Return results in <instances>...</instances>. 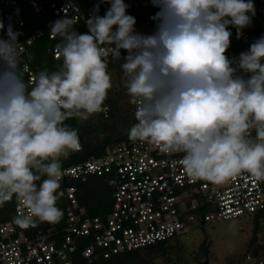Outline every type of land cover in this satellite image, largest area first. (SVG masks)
Returning a JSON list of instances; mask_svg holds the SVG:
<instances>
[{
  "label": "clouds",
  "instance_id": "9594fccd",
  "mask_svg": "<svg viewBox=\"0 0 264 264\" xmlns=\"http://www.w3.org/2000/svg\"><path fill=\"white\" fill-rule=\"evenodd\" d=\"M105 2L103 16L97 4L87 19V33L66 13L50 23L62 64L28 82L21 33L9 25L0 37V205L15 196L20 228L62 218V159L81 149L78 131L64 122L104 111L113 86L107 57L119 59L122 49L123 84L136 106L130 141L183 153L179 163L193 181L223 185L243 173L264 181V35L238 58L226 55L229 26L239 39L252 23V0H150L159 11L147 35L136 31L125 0Z\"/></svg>",
  "mask_w": 264,
  "mask_h": 264
},
{
  "label": "built area",
  "instance_id": "2783aa9c",
  "mask_svg": "<svg viewBox=\"0 0 264 264\" xmlns=\"http://www.w3.org/2000/svg\"><path fill=\"white\" fill-rule=\"evenodd\" d=\"M252 2L255 14L264 16V0ZM30 3L36 13L43 11L47 4L54 15L64 16L66 13L77 23H86L97 4L100 5L99 15L110 7L106 2L100 3V0H30ZM125 3L134 9L153 6L150 0H125ZM19 9V6H14L13 11L11 7L6 8L4 18L17 20ZM155 14H148L144 27H136V31L152 34L157 24L152 19ZM25 24V20L18 21L19 27ZM9 25L13 31L20 33L17 24ZM8 26L0 29V37L7 38ZM230 31L231 44L227 53L231 58H238L253 41L246 30L239 39L236 29ZM45 35L47 32L38 28L25 38L19 37L22 48L20 70L25 82L41 71L33 60L30 47L36 39ZM235 43L237 48L233 51ZM52 51L55 58L56 47ZM126 54L122 49L119 59L109 55L108 65L116 62L121 66ZM54 71L57 70L49 73ZM103 108L104 115L108 116L110 106L105 104ZM132 110H136L134 104ZM252 135L255 137V132ZM78 137L81 149L73 152L68 159H62L65 175L58 190L59 198L64 203L61 222L50 224L34 218L36 226L20 228L14 222L19 215L15 197L11 203L7 201L0 205V264H81L80 259L83 260L82 264H92L162 241L180 239L193 226L203 227L264 211V181H257L248 173L223 185L193 181L179 163L183 153H162L154 145L129 139L108 146L101 154L81 159L78 155L84 146L79 133ZM72 159L78 160L70 163ZM93 176L103 177L112 188L111 208L105 216L91 214L81 204L78 187L72 183L87 182ZM247 258L251 260L252 256L248 255ZM262 263L259 260V264Z\"/></svg>",
  "mask_w": 264,
  "mask_h": 264
},
{
  "label": "rangeland",
  "instance_id": "374dc122",
  "mask_svg": "<svg viewBox=\"0 0 264 264\" xmlns=\"http://www.w3.org/2000/svg\"><path fill=\"white\" fill-rule=\"evenodd\" d=\"M117 72L118 70H114L111 75L113 86L109 91L116 102L118 115L113 120L102 118L100 113L93 114L87 120L78 119L80 138L84 134L96 142L107 136L117 135L124 127L123 120L130 112L131 103L123 79ZM73 184L79 185L80 182L74 181ZM248 255L252 256L251 260L247 258ZM259 260L264 264V213L256 218L249 216L203 227L193 226L180 239L130 254L117 263L259 264Z\"/></svg>",
  "mask_w": 264,
  "mask_h": 264
},
{
  "label": "trees",
  "instance_id": "16d2710c",
  "mask_svg": "<svg viewBox=\"0 0 264 264\" xmlns=\"http://www.w3.org/2000/svg\"><path fill=\"white\" fill-rule=\"evenodd\" d=\"M14 6H19L20 8L19 12L17 13V20L12 21L10 19H5L3 13L6 10V8L11 7L12 10ZM157 11H159V9L154 6H150L149 8H142V9H134L132 7H128L126 10L127 14H130L136 18L135 28L144 27L145 17L148 14L156 13ZM59 18H63V16L54 15L53 12L49 9V6H47V4L43 11L36 13L34 12L30 0H0V22L4 24V27L8 26L11 23L17 24V27L21 33V35L19 36L20 38H25L29 36L35 29L38 28L43 29L47 32V35L36 39L33 45L30 47V52L33 57V60L40 67L41 71L43 70H46L47 72L53 70L58 71L62 64V59L60 60L55 59L52 51V48L55 47L56 44L59 42V37H57L56 39H51L49 37L50 23ZM21 19L25 20L26 24L22 27H19L18 21ZM74 27L78 33L88 32L87 23L83 21L78 22L76 25H74ZM229 28L230 30L236 29L235 27L232 26H229ZM243 30L248 31L251 35L252 41L255 42V40H257L261 35H264V16L261 14H255L254 16H252L251 25L249 27L244 28ZM236 48H237V43H235L233 51H235ZM243 52H245V50H243ZM226 55L229 58H231L229 53L226 52ZM114 70H118L117 73H119L122 79L124 80L121 66H118L116 62H112L108 65V72L110 75H112ZM105 104H108L110 106L109 115L105 116L103 111L100 112V115L102 116V118L107 120L115 119L118 113L115 107L116 102L114 98L110 95V91H108L107 98L104 101L103 106ZM134 113L135 112L132 110V104H131L130 112L123 120L124 127L122 128L121 132H119L117 135H110L102 140L93 142L91 139L88 138V136H84V134H82L81 138H82L84 150L80 155H78L79 158L86 159L90 155L95 154L94 152L101 154L105 152L108 146H113L122 141L128 140L129 139L128 132L136 122ZM64 123L67 124L69 127L76 129L77 131L79 130V124L77 118H70L66 120ZM77 160L78 159H72L70 163ZM93 177H97V178H93ZM93 177H91L90 180H88L87 182H80V184L77 185L78 187L77 195L81 204L85 205L91 214L105 216L110 211L111 208L112 188L103 177L100 176H93ZM14 197L15 196H13V198ZM11 201L12 199L8 202L11 203ZM57 207L61 209L63 213L62 218L59 221L61 222L64 216V203L61 198H59L57 201ZM263 213L264 211L256 213L254 217L255 218L259 217ZM168 242L170 241H162L155 245L137 249L132 252H126L119 255H115L108 259H100L93 262L92 264H119L117 263L118 260H121L124 257L129 256L130 254H134L140 252L141 250H145L155 246H162L164 244H167ZM80 263L82 264L83 260L80 259Z\"/></svg>",
  "mask_w": 264,
  "mask_h": 264
},
{
  "label": "water",
  "instance_id": "95a60500",
  "mask_svg": "<svg viewBox=\"0 0 264 264\" xmlns=\"http://www.w3.org/2000/svg\"><path fill=\"white\" fill-rule=\"evenodd\" d=\"M203 264H207V262H204Z\"/></svg>",
  "mask_w": 264,
  "mask_h": 264
}]
</instances>
